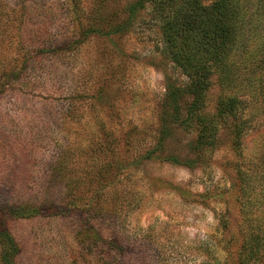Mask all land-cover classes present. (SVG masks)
Returning a JSON list of instances; mask_svg holds the SVG:
<instances>
[{
	"label": "rangeland",
	"instance_id": "374dc122",
	"mask_svg": "<svg viewBox=\"0 0 264 264\" xmlns=\"http://www.w3.org/2000/svg\"><path fill=\"white\" fill-rule=\"evenodd\" d=\"M138 1L0 0V264H243L238 168L264 154V0H243L235 82L215 75L207 100L239 99L242 147L232 123L202 147L165 113L166 75L186 76Z\"/></svg>",
	"mask_w": 264,
	"mask_h": 264
},
{
	"label": "trees",
	"instance_id": "16d2710c",
	"mask_svg": "<svg viewBox=\"0 0 264 264\" xmlns=\"http://www.w3.org/2000/svg\"><path fill=\"white\" fill-rule=\"evenodd\" d=\"M146 2L152 3V13L160 22L168 58L186 76V82L178 84L166 75L165 113L172 122L196 129L202 147L216 137L221 123H232L236 145L242 147L248 121L238 120L239 99L220 95L215 112L207 111V100L215 75L223 88L235 82L239 64L233 56L244 25L243 0H214L211 4L202 0H139L135 8H145ZM244 165L238 168L242 260L243 264H264V154L258 162L251 159ZM18 248L14 243L4 257L14 256Z\"/></svg>",
	"mask_w": 264,
	"mask_h": 264
}]
</instances>
